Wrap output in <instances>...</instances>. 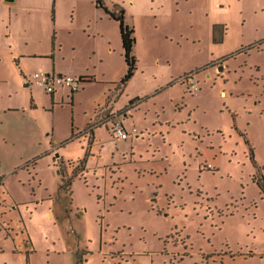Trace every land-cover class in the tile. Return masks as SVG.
<instances>
[{"label": "rangeland", "instance_id": "rangeland-1", "mask_svg": "<svg viewBox=\"0 0 264 264\" xmlns=\"http://www.w3.org/2000/svg\"><path fill=\"white\" fill-rule=\"evenodd\" d=\"M104 2L135 26L137 70L122 86L96 0H55L58 62L95 80L56 106L37 91L58 157L0 148V264H264V0Z\"/></svg>", "mask_w": 264, "mask_h": 264}, {"label": "crops", "instance_id": "crops-1", "mask_svg": "<svg viewBox=\"0 0 264 264\" xmlns=\"http://www.w3.org/2000/svg\"><path fill=\"white\" fill-rule=\"evenodd\" d=\"M54 7L55 0H0V148L8 150L18 146L27 150L29 156L35 152L39 153L37 155H48L59 150L54 146L48 149L46 143H43L42 122L33 115L39 109L37 91L41 86L33 77L32 70L76 76L91 75L82 65L72 64L71 67L58 62L57 51L64 42L53 29L57 28L51 21V17L55 18ZM90 82L86 81L83 88L71 93L73 101ZM58 88L50 96H45L48 104L51 100L56 106L59 99H66V87ZM10 112H16V117L9 115ZM13 117L20 119V130L15 131L9 125V118L12 121ZM129 117L124 120L126 129ZM56 155L58 157L59 153Z\"/></svg>", "mask_w": 264, "mask_h": 264}, {"label": "trees", "instance_id": "trees-1", "mask_svg": "<svg viewBox=\"0 0 264 264\" xmlns=\"http://www.w3.org/2000/svg\"><path fill=\"white\" fill-rule=\"evenodd\" d=\"M96 6L104 8L106 13L109 15L110 18L115 19L116 21H118L119 23V29H120V36H121V43H122V48H123V55H124V60L126 63V71L123 75V77L120 80V83L122 86H124L130 79L131 77L134 75L135 71L137 70V56L134 53V47L135 44L137 42V38H136V34H135V26L129 24L126 21L125 18V10L118 6L117 4H113V7H109L104 0H96ZM220 27V24H214V32L218 31L217 28ZM224 28V26L221 27ZM216 39V38H215ZM223 39V35L221 34V40ZM247 48H251V44L247 47ZM243 50H246L245 47H243L242 49H240V51L242 52ZM51 57H53V53L51 55ZM80 78L82 80V82L86 83V81H94L95 77L93 75H80ZM72 94H74L75 92H71ZM51 94V93H50ZM72 100H73V96H72ZM136 100H140V98H135L133 100H131L130 105L132 106L133 104H135ZM129 106H127L125 109V111H127L129 109ZM73 135L71 136L70 139L75 137V132L72 133ZM86 161V160H85ZM82 164H80V172L82 170L85 169V162H81ZM62 173V188L64 190L67 189V187H71L72 185V179L75 175L79 174L78 170H73V175L72 177H67L65 176V173L63 171V169L61 170ZM261 189L264 188L262 187L261 183L259 182ZM81 260H79V262L77 264H82V260L83 258L80 257Z\"/></svg>", "mask_w": 264, "mask_h": 264}, {"label": "built area", "instance_id": "built-area-1", "mask_svg": "<svg viewBox=\"0 0 264 264\" xmlns=\"http://www.w3.org/2000/svg\"><path fill=\"white\" fill-rule=\"evenodd\" d=\"M38 85L44 87L48 93H52L56 90L58 86L66 87L71 90V92H76L80 89L82 80L80 76L48 71H36L33 73ZM196 88V85H192ZM117 137L126 139L129 136V132L122 126L118 125L114 129Z\"/></svg>", "mask_w": 264, "mask_h": 264}]
</instances>
